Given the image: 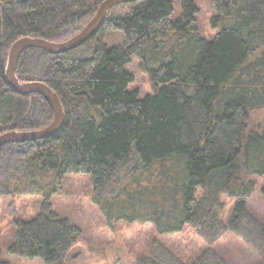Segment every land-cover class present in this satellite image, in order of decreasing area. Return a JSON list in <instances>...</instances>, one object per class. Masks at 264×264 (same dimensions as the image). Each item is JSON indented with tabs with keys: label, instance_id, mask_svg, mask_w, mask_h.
Returning a JSON list of instances; mask_svg holds the SVG:
<instances>
[{
	"label": "trees",
	"instance_id": "obj_1",
	"mask_svg": "<svg viewBox=\"0 0 264 264\" xmlns=\"http://www.w3.org/2000/svg\"><path fill=\"white\" fill-rule=\"evenodd\" d=\"M101 1L0 0V133L53 118L42 96L6 85L11 43L64 41ZM211 5L208 38L194 0H135L111 7L97 33L71 51L22 52L16 76L52 88L65 119L53 137L0 147V196L42 198L38 213L18 222L12 254L63 264L80 230L50 198L79 174L106 220L152 221L158 234L190 226L205 244L187 260L155 237L134 264H229L212 246L229 230L264 264V221L247 207L259 178L264 196V0ZM133 56L150 82L143 97L128 89ZM0 264H10L1 249Z\"/></svg>",
	"mask_w": 264,
	"mask_h": 264
},
{
	"label": "rangeland",
	"instance_id": "obj_2",
	"mask_svg": "<svg viewBox=\"0 0 264 264\" xmlns=\"http://www.w3.org/2000/svg\"><path fill=\"white\" fill-rule=\"evenodd\" d=\"M194 3L198 9L197 28L203 37L208 38L214 34L211 28V0H194ZM108 43L112 44L110 41ZM126 68L133 73L129 90H138L140 97L151 92L148 75L139 67L135 56ZM261 183L262 178H259L254 191L247 199V207L264 221ZM41 201L42 198L37 195L0 196L1 258L10 264H46L40 257H20L9 251V244L14 240L18 222L34 217L39 211ZM226 202L222 216L227 222L232 201ZM50 204L52 210L67 218L80 230L76 243L64 255L63 264H134L137 256L147 249L149 242L155 237L187 260L193 259L205 247L190 226H184L176 232L158 234L152 221L106 220L99 207L92 202L89 179L83 175H67L61 191L50 198ZM212 246L229 264H259L256 255L230 230Z\"/></svg>",
	"mask_w": 264,
	"mask_h": 264
},
{
	"label": "water",
	"instance_id": "obj_3",
	"mask_svg": "<svg viewBox=\"0 0 264 264\" xmlns=\"http://www.w3.org/2000/svg\"><path fill=\"white\" fill-rule=\"evenodd\" d=\"M132 1L135 0H102L84 27L64 41L55 42L42 37L21 36L11 43L4 68V81L6 85L19 95L37 93L42 96L49 104L53 118L48 125L40 129H13L0 133V147L7 143L36 141L53 137L60 131L65 119L60 99L52 88L41 81H20L16 76L15 70L22 52L31 47L44 49L50 54H61L71 51L97 33L111 7Z\"/></svg>",
	"mask_w": 264,
	"mask_h": 264
},
{
	"label": "flooded vegetation",
	"instance_id": "obj_4",
	"mask_svg": "<svg viewBox=\"0 0 264 264\" xmlns=\"http://www.w3.org/2000/svg\"><path fill=\"white\" fill-rule=\"evenodd\" d=\"M211 37V36H210Z\"/></svg>",
	"mask_w": 264,
	"mask_h": 264
}]
</instances>
